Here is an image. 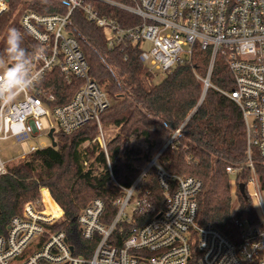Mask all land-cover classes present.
Listing matches in <instances>:
<instances>
[{
	"label": "built area",
	"instance_id": "2783aa9c",
	"mask_svg": "<svg viewBox=\"0 0 264 264\" xmlns=\"http://www.w3.org/2000/svg\"><path fill=\"white\" fill-rule=\"evenodd\" d=\"M96 1L124 10L140 22L122 27L115 19L100 16L88 0H63L66 14L26 9L20 24L39 43L33 63L37 81L0 112V139L28 142L19 156L25 158L52 146V129L56 141L58 131L70 134L92 121L98 128L94 143L110 166L101 116L111 99L90 75L81 46L85 38L73 24L72 13L81 8L105 29L109 48L125 41L139 43L141 61L154 72L190 63L197 49L208 51L209 69L202 78L207 89L217 56L227 62L235 89L226 94L239 105L245 122L246 166L251 172L246 193L253 199L256 216H238L240 206L235 204L237 240L210 222L200 224L202 180L168 171L158 154L142 166L130 186L117 183L122 195L114 201V213L103 199L94 198L67 219L50 189L41 186L38 197L25 202L7 232L0 234V264H264V189L253 160L254 153L264 159V0ZM9 8L10 0H0V16ZM56 72L68 82L81 81L63 104H56L47 78ZM44 134L48 141H32ZM8 163L0 159V176L7 173ZM83 165L87 167L88 160ZM242 169L229 165L226 171L238 176ZM239 184L235 179L234 187L231 181L233 194Z\"/></svg>",
	"mask_w": 264,
	"mask_h": 264
},
{
	"label": "trees",
	"instance_id": "16d2710c",
	"mask_svg": "<svg viewBox=\"0 0 264 264\" xmlns=\"http://www.w3.org/2000/svg\"><path fill=\"white\" fill-rule=\"evenodd\" d=\"M88 1L100 16L113 18L122 27L140 22L117 7ZM23 5L40 14L67 13L63 0H10L9 10L0 16V39L6 33L0 45V59L9 64L4 49L10 28L22 33V46L30 53L39 48V43L14 21ZM72 18L85 38L81 46L90 75L111 99L110 107L101 116L105 129H115L111 135L106 133L111 169L105 152L91 142L98 135L94 122L70 134L58 131L55 147L38 149L19 162H9L7 173L0 176V234L7 232L11 218L21 212L25 202L38 197L41 186L50 189L67 219L77 216L94 198L103 199L114 213V201L122 195L117 183L130 186L142 166L159 154V162L168 171L202 180L199 223L210 222L225 236L237 240L240 231L232 219L236 202L232 176L226 168L243 166L236 181L246 185L251 172L246 166L247 136L242 110L226 94L235 89L227 62L217 56L211 86L205 89L202 78L209 69L208 51L197 49L190 63L165 73L154 72L141 61L139 43L125 41L111 49L105 29L90 20L81 8L73 11ZM47 78L56 104L70 101L81 84L79 80L68 82L59 72ZM87 142L91 143L85 154L83 145ZM85 160L89 162L87 167L83 165ZM253 160L264 189V159L254 153ZM236 194L238 216L255 218L251 198L240 190Z\"/></svg>",
	"mask_w": 264,
	"mask_h": 264
},
{
	"label": "clouds",
	"instance_id": "9594fccd",
	"mask_svg": "<svg viewBox=\"0 0 264 264\" xmlns=\"http://www.w3.org/2000/svg\"><path fill=\"white\" fill-rule=\"evenodd\" d=\"M22 43V33L16 28H10L6 37L4 54L11 64L3 73H0V112L14 105L17 98L28 92L37 81L33 71L36 57L25 49Z\"/></svg>",
	"mask_w": 264,
	"mask_h": 264
},
{
	"label": "rangeland",
	"instance_id": "374dc122",
	"mask_svg": "<svg viewBox=\"0 0 264 264\" xmlns=\"http://www.w3.org/2000/svg\"><path fill=\"white\" fill-rule=\"evenodd\" d=\"M26 9H27V7L25 5H23L19 8L18 14L14 18L15 22H19V23L21 22L22 16H23L24 12L26 11ZM5 36H6V33H4V35H2V37L0 39V45L2 44V41L5 38ZM147 46L151 47V45H147ZM8 66H9V63L0 59V72L5 71ZM42 122H43L44 126H47L46 125L47 124L46 119L42 118ZM104 130H105V134L107 133V135H111L115 132V129H113L111 127L107 128V129L104 128ZM48 139H49L48 135L44 134V135H41L37 139H32V141L42 142V141H46V140L48 141ZM91 142L94 143V140H92ZM91 142H87L84 144L87 146V150H88ZM137 143L140 144L139 142H137ZM27 146H28V142L14 143L12 141V139H8V140L0 139V159L3 161H7V162L13 161L12 164L19 162L23 159V158H19L20 152H22L23 150H26ZM235 179H236V176H232V182H234V185H233L234 187H235ZM233 197H234V201L237 203L238 195L236 193H234Z\"/></svg>",
	"mask_w": 264,
	"mask_h": 264
},
{
	"label": "water",
	"instance_id": "95a60500",
	"mask_svg": "<svg viewBox=\"0 0 264 264\" xmlns=\"http://www.w3.org/2000/svg\"><path fill=\"white\" fill-rule=\"evenodd\" d=\"M54 130L52 129L50 131V137L52 138V146H56L57 142L54 140V135H53ZM239 190L241 192V194L245 197H247V193H246V184L245 183H240L239 184Z\"/></svg>",
	"mask_w": 264,
	"mask_h": 264
}]
</instances>
